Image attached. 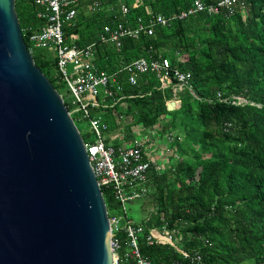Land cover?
Returning <instances> with one entry per match:
<instances>
[{
  "label": "trees",
  "instance_id": "obj_1",
  "mask_svg": "<svg viewBox=\"0 0 264 264\" xmlns=\"http://www.w3.org/2000/svg\"><path fill=\"white\" fill-rule=\"evenodd\" d=\"M100 1L98 8L86 12L92 0H78L77 17L62 27L68 44L85 47L97 41L105 25L134 29L152 16L185 11L194 2L140 0L133 7L135 0ZM200 1L207 6L218 2ZM239 5L232 6V14L224 7L218 14L203 11L169 27L156 26L151 36L142 32L137 38L124 37L119 48L96 44V67L108 73L151 56L169 60L171 68L190 76L192 92L184 90L179 109L169 112L172 92L162 89L153 73L130 85L122 72L123 101L100 114L108 131L123 130L125 140L131 139L135 125L151 128L160 123L162 132H175L177 159L161 173L151 168L147 194L129 203L148 214L137 222L126 213L142 227L138 248L153 264L181 258L168 244L147 243L151 229L163 226L181 234V249L197 251L200 264H264V0ZM15 11L30 50L29 36L40 30L44 19L28 0H15ZM31 55L58 94L67 95L53 55L41 50ZM236 97L244 102L237 104ZM101 192L108 215L115 213L119 204L111 188L102 187ZM120 238L123 253L128 239L124 233Z\"/></svg>",
  "mask_w": 264,
  "mask_h": 264
},
{
  "label": "water",
  "instance_id": "obj_2",
  "mask_svg": "<svg viewBox=\"0 0 264 264\" xmlns=\"http://www.w3.org/2000/svg\"><path fill=\"white\" fill-rule=\"evenodd\" d=\"M110 238L82 137L0 0V264H113Z\"/></svg>",
  "mask_w": 264,
  "mask_h": 264
},
{
  "label": "built area",
  "instance_id": "obj_3",
  "mask_svg": "<svg viewBox=\"0 0 264 264\" xmlns=\"http://www.w3.org/2000/svg\"><path fill=\"white\" fill-rule=\"evenodd\" d=\"M37 8V16L44 19V24L38 32L29 36L32 48L46 51L53 55L57 62V71L66 85L67 96L71 97L73 110L69 112L78 114V121H86L88 134L93 137L92 143H84L88 155V161L96 178L98 187L111 188L115 201L119 204L116 214L108 215L110 226V249L113 255V264H153L149 259L140 254L138 248V236L142 233V227L135 225L127 219L126 205L145 196L148 192V172L154 168L161 173L163 166L149 158L150 146L141 138L139 132H152V128H143L135 134V138L120 144L107 143L103 134L108 130L102 122L100 114L105 109L123 101L122 87L119 76L126 74L127 83L137 84L138 78L147 73H153L160 82L162 89L169 88L172 97L167 101L180 102L179 93L189 90L190 76L188 73L170 67L167 59L139 58L125 65L117 72L108 73L97 69L95 64L96 44H112L120 47V41L124 37L137 38L142 32L151 36L156 26L169 27L177 20H184L196 13L207 11L218 14L220 8H228L233 13L232 6L240 4L244 6V0H218L215 5H204L200 0H194L193 4L185 11L170 16L156 15L150 17L148 23L137 28L124 27L121 24L114 28L103 26L96 42L85 47L70 45L66 41L62 27L66 22H72L78 15V0H28ZM120 1V0H117ZM100 0H92L88 4L89 10L100 6ZM140 0L133 2V7L140 4ZM121 13L126 14L128 9L120 5ZM62 98V97H61ZM237 104L243 103V99L236 97ZM110 101V102H109ZM235 104L234 102H231ZM123 105L121 104L120 107ZM123 108V107H122ZM120 120H124L120 117ZM120 130L116 135H120ZM175 134L165 136L167 142H174ZM169 152V151H167ZM162 166V167H161ZM108 214V211H107ZM127 237L126 251L121 253V234ZM182 236L175 230H169L166 226L152 228L147 237L148 244H168L179 253L181 258L174 260L172 264H200L201 256L195 251L192 254L183 251L180 247Z\"/></svg>",
  "mask_w": 264,
  "mask_h": 264
},
{
  "label": "rangeland",
  "instance_id": "obj_4",
  "mask_svg": "<svg viewBox=\"0 0 264 264\" xmlns=\"http://www.w3.org/2000/svg\"><path fill=\"white\" fill-rule=\"evenodd\" d=\"M31 54H36L37 49L32 48L29 50ZM186 90V89H185ZM184 91H182L181 93H179L178 95V99L180 97V95L183 93ZM60 96H62L64 98V101L68 104L69 108H70V112L73 110V107L71 106L70 102H71V97L65 95V93L63 91H60ZM72 119H74V123L80 133V135H84V137H86V142L88 143H92L93 137L91 135L88 134V125L86 121H78V114L77 113H73L72 114ZM124 122L128 123L129 122V118L124 119ZM152 132H139V135L141 136V138L146 142V144L151 145L150 148L151 149H157L155 151H149V158L151 160H154L157 164L162 165L164 167V169H167L169 166L173 165V163L175 162L174 160L177 159V152L175 153V151L177 150L176 145L172 142L169 143L166 141L165 136L171 134V133H175L171 130L169 131H164L162 132L161 128V124H157L153 127H151ZM134 131L137 133L139 131V129L137 127L134 126ZM110 135V132L103 134V139H107L108 136ZM113 137H115V135H113ZM110 141L111 140V136H110ZM116 140L112 141L115 142ZM169 151V152H167ZM137 205L136 203H131V204H127L126 205V211L127 214L129 215V217H131L134 221L139 222L140 219L145 218L146 215L148 214V210L145 212H140L138 213V209H136ZM114 214V213H113ZM116 214V211H115Z\"/></svg>",
  "mask_w": 264,
  "mask_h": 264
},
{
  "label": "crops",
  "instance_id": "obj_5",
  "mask_svg": "<svg viewBox=\"0 0 264 264\" xmlns=\"http://www.w3.org/2000/svg\"><path fill=\"white\" fill-rule=\"evenodd\" d=\"M88 5V4H87ZM85 6V10H86V12H90V11H92V10H89L87 7L88 6ZM124 124H127L126 122H124V120L122 121ZM107 125V124H106ZM135 127H137L139 130L140 129H143V126H141V125H135ZM144 130V129H143ZM117 131L118 130H116V131H113V132H110V135L108 136V138L105 140L107 143H110V142H112V141H114V140H116L115 142H112V143H115V144H120V143H122V142H124V141H130V140H132V139H134L135 138V134H136V132L134 131V126L131 128V134H132V137H131V139H129V140H125V139H123V138H125V136H123V134H124V131L123 130H120V135L119 136H117L116 135V133H117ZM109 131L107 130V132L106 133H108ZM139 132V131H138ZM144 132V131H143ZM113 135H115V137H113ZM110 136H111V140L112 141H110ZM177 156V155H176ZM162 167V166H161ZM164 168V167H163ZM164 170V169H163Z\"/></svg>",
  "mask_w": 264,
  "mask_h": 264
}]
</instances>
